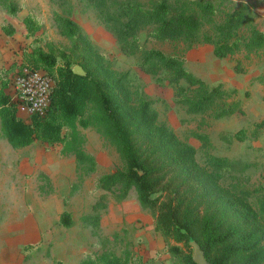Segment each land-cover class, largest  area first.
<instances>
[{"label":"rangeland","instance_id":"1","mask_svg":"<svg viewBox=\"0 0 264 264\" xmlns=\"http://www.w3.org/2000/svg\"><path fill=\"white\" fill-rule=\"evenodd\" d=\"M13 1L19 7L15 17L0 5V79L10 74L6 70L12 63H20L22 52L37 47L47 50V44L70 52L71 40L56 20L69 17L117 74H127L131 92L149 102L158 124H166L180 141L195 149L199 166H207L206 150L193 134L208 137L210 155L236 163L237 170L220 174L221 186L251 193V204L264 198V128L256 129L264 118V47L242 48L220 59L214 55L213 43L155 38L151 32L156 23L146 20L134 21L137 30L129 36L132 30L121 24L128 22V17L119 4L130 2L147 9L159 0ZM165 1L174 6L177 0ZM196 1L213 7V14L202 18L200 27V34L211 35L213 41L217 40L214 27L243 4L252 11L251 26L264 34V0ZM26 16L40 27L32 36L23 24ZM4 26H12L14 34L6 35ZM120 29L128 32L126 42L119 40ZM249 33L248 26L238 30L239 36L248 37ZM133 38L136 45L130 47L127 41ZM147 51L182 61L186 71L209 86L221 85L226 96L206 112L188 114L174 101L176 86L170 84V72L159 66H139ZM237 65L240 71L235 69ZM178 85L186 87L184 81ZM4 92L11 96L10 85ZM233 104L242 113L214 117L218 110ZM16 117L22 116L16 112ZM79 130L85 140L83 149L94 160L89 171L78 168L73 155H62L60 145L35 141L14 149L0 131V264H80L100 255H113L127 264H180L169 252L175 243L168 244L154 231V218L139 205L134 190L117 201L119 187L110 192L98 188V179L123 170L124 162L94 127ZM240 130L245 131L243 141L234 138ZM101 195H105L104 207L93 208ZM65 212L70 215V227L61 224Z\"/></svg>","mask_w":264,"mask_h":264},{"label":"trees","instance_id":"2","mask_svg":"<svg viewBox=\"0 0 264 264\" xmlns=\"http://www.w3.org/2000/svg\"><path fill=\"white\" fill-rule=\"evenodd\" d=\"M0 5L11 17L19 12L13 0H0ZM119 6L128 17V22L121 24L132 30L129 36L137 30L133 28L134 21L146 20L156 23L151 32L155 38L213 43L214 55L220 59L242 48L250 51L264 47V34L251 26L253 14L244 4L214 27L216 41L211 35L200 34L201 19L209 18L214 12L209 3L177 0L172 6L159 0L147 9L130 2H121ZM56 20L63 35L71 40L70 52L51 44L46 45L47 50L37 47L22 52L20 63H12L6 70L10 74L0 79V131L7 143L14 149L35 141L60 145L62 155H73L77 167L89 171L94 160L83 149L85 140L79 128L94 127L115 147L124 162L123 170L102 175L98 188L110 192L119 187L117 201L124 200L134 190L139 205L154 218V231L168 244L175 243L169 252L180 264H195L190 239L198 243L207 264H263L264 198H256L251 204V193H237L220 185V174L237 170L236 163L210 155L208 137L193 134L206 150L207 166H199L195 149L180 141L166 124H158L149 102L131 92L126 83L127 74H117L72 19L58 16ZM23 24L29 36L40 28L30 16L23 19ZM242 26L250 27L248 37L238 35ZM2 30L8 36L14 34L12 26H4ZM127 33L120 29L119 40L126 42ZM127 44L135 46V38ZM138 64L143 69L159 66L170 72V84L176 86L174 101L185 107L188 114L206 112L226 96L221 85L209 86L186 71L182 61L176 58L147 51ZM75 66L85 75L75 74L72 70ZM23 69L43 70L55 84L46 115L33 116L30 123L16 117V106L4 92L9 76L22 74ZM235 69L240 71L238 65ZM180 81L186 87L179 86ZM235 112L242 113L233 104L218 110L214 117L220 119ZM262 128L264 118L256 125V129ZM234 138L243 141L245 131H238ZM100 199L93 208L104 207L105 195ZM61 224L72 225L68 213L61 215ZM80 264L127 263L113 255H100Z\"/></svg>","mask_w":264,"mask_h":264},{"label":"built area","instance_id":"3","mask_svg":"<svg viewBox=\"0 0 264 264\" xmlns=\"http://www.w3.org/2000/svg\"><path fill=\"white\" fill-rule=\"evenodd\" d=\"M8 79V86L12 88L10 98L21 120L30 122L33 116L46 115L55 84L45 71L23 69L22 74L11 75Z\"/></svg>","mask_w":264,"mask_h":264},{"label":"water","instance_id":"4","mask_svg":"<svg viewBox=\"0 0 264 264\" xmlns=\"http://www.w3.org/2000/svg\"><path fill=\"white\" fill-rule=\"evenodd\" d=\"M72 70L75 74H77L79 76L85 75V73L83 72V70L79 66H75ZM189 245L193 249L192 256H191L192 261L195 264H207V261L204 257V252L201 250L198 243L196 241H194L193 239H190Z\"/></svg>","mask_w":264,"mask_h":264},{"label":"crops","instance_id":"5","mask_svg":"<svg viewBox=\"0 0 264 264\" xmlns=\"http://www.w3.org/2000/svg\"><path fill=\"white\" fill-rule=\"evenodd\" d=\"M23 121V120H22ZM30 121H31V119H30ZM24 122H26V121H24ZM27 123V122H26Z\"/></svg>","mask_w":264,"mask_h":264}]
</instances>
